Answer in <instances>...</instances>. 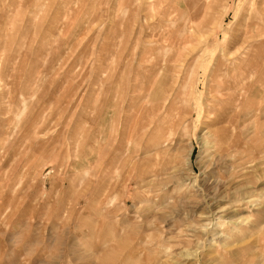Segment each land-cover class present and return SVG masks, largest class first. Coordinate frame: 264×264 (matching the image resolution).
I'll return each mask as SVG.
<instances>
[{
  "label": "rangeland",
  "instance_id": "1",
  "mask_svg": "<svg viewBox=\"0 0 264 264\" xmlns=\"http://www.w3.org/2000/svg\"><path fill=\"white\" fill-rule=\"evenodd\" d=\"M263 12L0 0V264H264Z\"/></svg>",
  "mask_w": 264,
  "mask_h": 264
},
{
  "label": "bare ground",
  "instance_id": "2",
  "mask_svg": "<svg viewBox=\"0 0 264 264\" xmlns=\"http://www.w3.org/2000/svg\"><path fill=\"white\" fill-rule=\"evenodd\" d=\"M264 13V12H263ZM196 23V22H195ZM218 114V113H217ZM216 117V116H215ZM220 118V117H219ZM216 120V119H215ZM219 120V119H218ZM221 120V119H220ZM218 122V121H217ZM220 139V138H219ZM218 141V140H217ZM215 152H216V157L219 159V162L221 161V162H223L224 160H226V155H228V153H227V151L225 150V148H224V146H220V148H216V150H215ZM228 159V158H227ZM225 162V161H224ZM224 162H223V164H224ZM213 165V164H212ZM217 169V168H216ZM218 181V180H217ZM213 182H216V181H212L211 183H213ZM223 183H218V186L219 185H222ZM215 187L214 186H212V185H210L209 187H208V189L209 190H212V189H214ZM238 191L241 193V194H243V195H245V199L247 198H249V196H247L246 195V191L244 190V189H242V188H240V189H238ZM244 200V199H243Z\"/></svg>",
  "mask_w": 264,
  "mask_h": 264
}]
</instances>
